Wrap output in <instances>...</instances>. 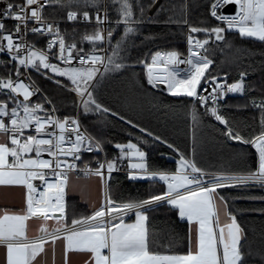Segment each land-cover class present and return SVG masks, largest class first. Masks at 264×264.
I'll use <instances>...</instances> for the list:
<instances>
[{"label": "snow or ice", "instance_id": "6c2138e0", "mask_svg": "<svg viewBox=\"0 0 264 264\" xmlns=\"http://www.w3.org/2000/svg\"><path fill=\"white\" fill-rule=\"evenodd\" d=\"M0 5V187L25 190L19 211L0 209V264H38V258L47 264L49 249L55 264L57 242L63 264H72V257H79L81 264H250L252 248L237 218L247 210H230L220 190L264 189V94L239 106L259 114L257 126L242 134L224 109L230 95L255 91L246 82L249 69L240 67L238 79L229 82L228 73L221 77L213 66L217 53L230 66L242 65L249 54L230 42L228 33L264 45V0H0ZM56 9L65 14L58 16ZM194 10L203 14L195 23ZM62 21L72 25L71 32L61 28ZM151 24L182 30L185 51L162 49L133 58L131 49ZM157 39L149 35L141 43ZM41 42L44 46H38ZM136 65L143 66L151 89L186 98L191 105V156L120 115L102 98L101 86L111 74L123 75ZM33 72L74 94L78 104L72 114H59ZM197 105L223 126L227 140L255 150L254 166L246 151L237 153L242 166L233 171H208L198 164ZM89 114L117 117L173 149L179 154L176 169L155 167L145 150L148 140L141 137L114 143L117 155L108 158L103 139L82 125V117ZM100 153L102 160L85 159ZM121 171L132 181L163 182L165 190L118 200L109 181ZM82 178L99 180L103 202L91 214L69 215L68 193L77 190ZM246 198L264 201V196ZM163 206L190 226L185 255L151 247L149 213ZM253 211L264 214V208ZM130 214L135 216L132 223L126 220ZM30 222H39L35 234H30Z\"/></svg>", "mask_w": 264, "mask_h": 264}, {"label": "trees", "instance_id": "16d2710c", "mask_svg": "<svg viewBox=\"0 0 264 264\" xmlns=\"http://www.w3.org/2000/svg\"><path fill=\"white\" fill-rule=\"evenodd\" d=\"M166 2V0H161ZM49 12L52 10L49 9ZM58 16L65 13L56 9ZM202 12L194 10L192 13L193 22L202 18ZM62 29L72 31V25H65ZM83 30V29H81ZM157 35L155 42L145 41V36ZM227 39L236 47L246 48L249 54L243 60L242 65H225L221 63L225 57L217 53V63L213 66L221 75L228 73L229 82L238 79L240 67H247L249 74L246 82L255 91L248 96L231 95L227 98L229 107L224 109L225 114L235 121L236 126L242 134H247L250 127L258 124V112L252 107L242 109L239 106L250 101L251 98L260 99L264 94V45L260 42H249L241 39L238 34H227ZM83 47L90 48L84 44ZM177 48L185 51L186 41L182 30L173 27H164L160 24L149 25L143 36L136 40V47L131 49L133 58H143L149 52L156 50ZM129 61V63H133ZM223 69V71H221ZM212 69H210L211 71ZM2 71V69H0ZM32 77L39 87L53 100V103L60 109L59 114H72L78 100L74 94L59 88L51 80L45 79L40 74L32 73ZM101 95L105 102L114 110L131 119L142 128H146L155 135H160L178 148L181 152L191 156L193 148V123L191 120V105L187 104L186 98H177L168 95L166 92L153 90L146 84V77L142 65H136L133 70L125 74H111L101 86ZM171 105V109L168 106ZM201 114L199 125L195 129L196 136V160L198 164L208 171H233L241 167L237 153L246 151L248 163L254 166L255 150L250 146L241 145L238 142L229 141L222 134L223 126L204 113L201 106L197 105ZM84 126L98 138L105 142L104 152L108 158L117 155L113 148L114 143H126L128 140L136 142L137 137L148 140L145 150L149 153L150 162L155 166L167 170H175L177 162L169 158L179 159V154L165 144L153 141L151 137L141 133L139 128H133L124 121L114 116L101 118L95 114L82 117ZM111 185V194L118 200L126 201L130 198H147L151 193H159L165 190L163 182L150 180L132 181L126 174L114 172ZM222 195L229 201V209H243V214L237 213V218L242 227L245 228L252 248L250 264H261L264 260L261 240L264 237V214L258 210L264 208V201L250 200L248 196H264V189L252 187L248 189H223ZM236 197H244L234 199ZM69 215L75 211L77 214L88 215L90 212L76 199H69ZM149 230L152 235L151 247L165 254H186L189 249V224L178 217V213L171 210L169 206L157 208L149 213Z\"/></svg>", "mask_w": 264, "mask_h": 264}, {"label": "crops", "instance_id": "0c3cea01", "mask_svg": "<svg viewBox=\"0 0 264 264\" xmlns=\"http://www.w3.org/2000/svg\"><path fill=\"white\" fill-rule=\"evenodd\" d=\"M135 142V141H132ZM174 161H178L175 158H169ZM145 181V180H136ZM103 185L99 182L97 178H92L90 180L81 179L80 186L74 192H69L67 196V203L69 199H76L83 205L91 214L93 206L98 207L103 202ZM25 190L22 188H10L4 189L0 187V209H7L9 211H19L24 207ZM127 222L132 223L135 220V216L131 214L126 218ZM55 221L50 220L48 224L54 225ZM39 222H30V234H35L38 228ZM190 227V226H189ZM189 250V249H188ZM187 254V253H186ZM185 255V254H180ZM3 256V249H0V259ZM47 264H53V255L49 249L47 257ZM38 264H44L43 261L38 258ZM55 264H63V254L62 245L57 242L56 253H55ZM72 264H81V259L79 257H72Z\"/></svg>", "mask_w": 264, "mask_h": 264}, {"label": "built area", "instance_id": "2783aa9c", "mask_svg": "<svg viewBox=\"0 0 264 264\" xmlns=\"http://www.w3.org/2000/svg\"><path fill=\"white\" fill-rule=\"evenodd\" d=\"M0 7H3V5H0ZM226 14H234V13H226ZM65 25H71L70 23H67V22H61V28L63 27V26H65ZM38 46H44V44H43V42H41V44L40 45H38ZM86 50L88 49V48H85ZM3 57H0V59H2ZM34 79V78H33ZM37 84V83H36ZM38 85V84H37ZM39 86V85H38ZM42 90V89H41ZM43 91V90H42ZM44 92V91H43ZM45 93V92H44ZM231 96V95H230ZM32 99H33V101H35L36 99H37V97H32ZM47 106V105H46ZM82 125H83V127L84 128H86L85 126H84V124H83V122H82ZM87 129V128H86ZM88 130V129H87ZM89 131V130H88ZM90 132V131H89ZM91 133V132H90ZM92 134V133H91ZM105 153V152H104ZM104 153H100L99 155H96V154H87L86 156H85V159H104ZM45 158H47V157H45ZM131 215V214H130ZM129 215V216H130Z\"/></svg>", "mask_w": 264, "mask_h": 264}, {"label": "water", "instance_id": "95a60500", "mask_svg": "<svg viewBox=\"0 0 264 264\" xmlns=\"http://www.w3.org/2000/svg\"><path fill=\"white\" fill-rule=\"evenodd\" d=\"M226 13H234L231 9H226L225 10ZM235 142V141H234Z\"/></svg>", "mask_w": 264, "mask_h": 264}]
</instances>
